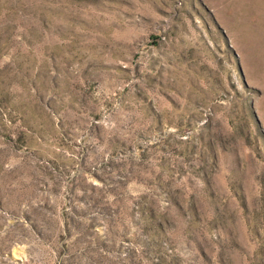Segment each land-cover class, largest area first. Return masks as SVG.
<instances>
[{"label":"rangeland","instance_id":"1","mask_svg":"<svg viewBox=\"0 0 264 264\" xmlns=\"http://www.w3.org/2000/svg\"><path fill=\"white\" fill-rule=\"evenodd\" d=\"M0 264H264V0H0Z\"/></svg>","mask_w":264,"mask_h":264}]
</instances>
